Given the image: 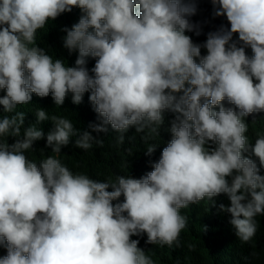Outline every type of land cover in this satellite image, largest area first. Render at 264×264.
<instances>
[{
    "label": "clouds",
    "instance_id": "obj_1",
    "mask_svg": "<svg viewBox=\"0 0 264 264\" xmlns=\"http://www.w3.org/2000/svg\"><path fill=\"white\" fill-rule=\"evenodd\" d=\"M210 3L230 28L202 36L190 20L197 0H0L3 112L50 94L97 122L81 131L52 116L53 153L72 137L88 150L136 134L155 159L135 178L101 182L57 156L29 160L45 133L23 128L24 112L0 116V137L15 138L0 140V264H164L209 211L230 213L236 236L252 240L264 215V132L250 136L245 118L264 120V0ZM73 8L82 15L63 29L64 48L78 52L68 66L36 34Z\"/></svg>",
    "mask_w": 264,
    "mask_h": 264
},
{
    "label": "trees",
    "instance_id": "obj_2",
    "mask_svg": "<svg viewBox=\"0 0 264 264\" xmlns=\"http://www.w3.org/2000/svg\"><path fill=\"white\" fill-rule=\"evenodd\" d=\"M197 7V14L190 17V20L200 25V35H207L208 32L217 30L221 25L230 28L226 17L213 16V6L210 0H197ZM81 15L79 8H73L70 13H63L57 19L49 21L43 29L37 31V45L44 48L46 53H51L54 58L57 56V58L63 59L66 65L75 66L78 52L70 54L64 48L63 41L66 32L63 29L71 28L73 24L78 22ZM233 39L238 40V34H234ZM246 53L249 56L252 55L250 47L246 49ZM91 59L95 60V58L89 57L87 61ZM5 94L6 90H0V96ZM49 98L54 101L53 98ZM49 98L32 95V101L29 104L18 105L13 113H4L3 106L0 105V116L24 112L23 128L36 124L45 133L43 139L34 142L33 149L27 150L26 156L29 160L39 164L48 156H57L62 164L74 173H83L101 182H114L117 176L135 178L142 165L154 163V155H146L148 146L142 144L137 139L138 137H135L136 134L131 140L125 137L122 144L118 143V140L106 138L108 141L103 142L102 146L93 143L92 148L88 150L75 147L76 137H72V142L68 146L62 147L60 154L53 153L50 148L46 147L47 133L54 127L50 119L52 116L70 120L73 126L81 131H91L89 124L97 122L93 121L83 108L70 103L57 106ZM39 109L46 110L49 120L37 123L35 114ZM170 116V112L165 113L167 119ZM245 119L250 136L264 132V120L257 119L248 123L247 117ZM133 132L137 133L135 129ZM92 135L100 138L99 133L93 132ZM249 138H251L249 139L250 145L254 146L252 142L255 141V138ZM0 140L9 144L15 142L14 137L7 136L0 137ZM125 144H134L135 146L123 147ZM245 155L254 159L259 166V159L254 154L249 152ZM260 174L264 175V167H261ZM215 205L220 206V203ZM215 205L213 209H215ZM230 219V213L209 211L201 223H195V230L185 237L187 241L184 249L181 246L168 255H161L164 264H264V215L256 217L257 232L249 242H242L236 236ZM5 255L6 253L3 251L0 257Z\"/></svg>",
    "mask_w": 264,
    "mask_h": 264
},
{
    "label": "bare ground",
    "instance_id": "obj_3",
    "mask_svg": "<svg viewBox=\"0 0 264 264\" xmlns=\"http://www.w3.org/2000/svg\"><path fill=\"white\" fill-rule=\"evenodd\" d=\"M49 97H51L50 96V94H49V96L48 97H46V98H49ZM215 204H219V203H213L211 206H212V208H214V205ZM220 204H223V203H220ZM139 238H144L143 236H140V237H136V236H134V237H132V239H139Z\"/></svg>",
    "mask_w": 264,
    "mask_h": 264
}]
</instances>
